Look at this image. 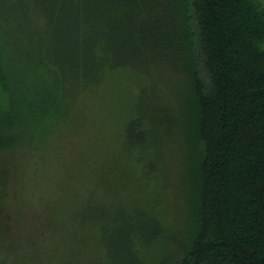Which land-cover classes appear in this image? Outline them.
I'll list each match as a JSON object with an SVG mask.
<instances>
[{
	"label": "trees",
	"instance_id": "1",
	"mask_svg": "<svg viewBox=\"0 0 264 264\" xmlns=\"http://www.w3.org/2000/svg\"><path fill=\"white\" fill-rule=\"evenodd\" d=\"M166 65L183 67L194 89L196 226L185 241L153 213L156 204L147 189L165 120L141 91L118 139L130 142L128 152L142 153L132 159L131 172H137L131 179L123 175L118 190L135 189L142 198L128 204L106 184L112 198L104 203L100 189L103 201L97 203L93 191L89 203L69 217L83 230L80 244L94 249L96 258L105 247L111 263L120 258L125 264H264L260 0H0V160L15 178L27 159L35 161L37 172L43 142L78 99L100 92L112 73L128 70L146 81ZM144 103L149 114L143 113ZM153 146L147 162L143 154ZM108 173L109 168L98 173L101 184ZM167 244L177 250L164 254ZM16 250L7 249L0 264H16ZM154 251L162 253L148 259Z\"/></svg>",
	"mask_w": 264,
	"mask_h": 264
},
{
	"label": "rangeland",
	"instance_id": "2",
	"mask_svg": "<svg viewBox=\"0 0 264 264\" xmlns=\"http://www.w3.org/2000/svg\"><path fill=\"white\" fill-rule=\"evenodd\" d=\"M177 67L163 66L146 81L128 70L110 74L100 92L78 99L71 115L53 127L36 157L43 165L37 172L35 161L27 159L15 178L9 173L7 161L0 160V259L7 249L13 248L17 249L16 264H125L120 258L112 263L107 260L105 247H100L97 258L94 249L82 248L83 230L80 232L77 222L69 217L80 204L89 203L93 191L97 203L103 201L102 190L104 203L112 198L107 196L110 190L111 195L124 194L128 204L132 198L141 200L142 194L135 189L118 190L123 175L128 179V174L137 172H131L132 159L142 153L138 149L128 152L130 142L118 139L141 91L154 99V109L161 110L165 120L159 128L157 170L147 189L156 204L153 213L162 215L180 239L187 241L196 226L198 141L192 81L183 67ZM143 113L149 114L146 103ZM154 148L144 152L145 161L153 160ZM108 168L109 180L103 185L98 173ZM106 184L112 188L109 190ZM117 200L124 202L122 198ZM140 209L147 211L143 206ZM87 232L91 234V229ZM174 250L176 245L167 244L164 254ZM119 251H125L124 247ZM154 253L162 252L147 253V258L151 260Z\"/></svg>",
	"mask_w": 264,
	"mask_h": 264
}]
</instances>
